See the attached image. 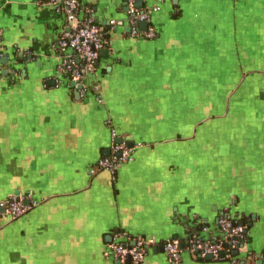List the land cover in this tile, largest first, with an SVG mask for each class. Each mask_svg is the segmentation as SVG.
<instances>
[{
  "label": "crops",
  "instance_id": "obj_1",
  "mask_svg": "<svg viewBox=\"0 0 264 264\" xmlns=\"http://www.w3.org/2000/svg\"><path fill=\"white\" fill-rule=\"evenodd\" d=\"M128 2L78 0L106 44L76 84L55 82L62 6L0 0V202L32 204L0 213V264H118L114 231L215 242L224 215L246 227L238 255L176 264H264V0H134L159 7L151 40L130 35ZM110 128L133 160L91 176ZM143 264L170 263L151 249Z\"/></svg>",
  "mask_w": 264,
  "mask_h": 264
},
{
  "label": "built area",
  "instance_id": "obj_2",
  "mask_svg": "<svg viewBox=\"0 0 264 264\" xmlns=\"http://www.w3.org/2000/svg\"><path fill=\"white\" fill-rule=\"evenodd\" d=\"M161 0H159L160 2ZM54 3L62 6L64 11L66 28L62 31L57 43V51L61 55L56 71L57 82L60 78L69 81L81 82L86 77L92 75L96 70L97 62L106 40L101 27L91 16L79 18L78 0H54ZM159 10L157 5L145 11L138 9L134 5V0H129L127 10V21L130 27V35L142 40H151L156 33L150 24V17ZM147 24L144 31L138 29V24ZM1 37V36H0ZM84 89L80 91V97ZM115 129L110 128V147L108 155L98 158L89 168V175H96L99 172H107L114 177L116 172L133 160L134 147H130L124 138L120 142ZM32 204L25 203L21 197L11 196L7 200L0 202V209H4V214L12 219L19 218L26 214ZM217 227L222 232L221 241L235 248L237 251L244 246L246 241V227L230 215L218 218ZM154 247H162V252L170 264H176L181 260L183 254L194 257L205 258L211 255L213 258L223 256L224 247L222 242H209L194 236L186 243H181L177 239H169L158 242L152 237L126 238L122 232L114 231L110 235V242L107 244L105 255L113 259L118 264H143L146 253ZM230 258V255H227Z\"/></svg>",
  "mask_w": 264,
  "mask_h": 264
},
{
  "label": "water",
  "instance_id": "obj_3",
  "mask_svg": "<svg viewBox=\"0 0 264 264\" xmlns=\"http://www.w3.org/2000/svg\"><path fill=\"white\" fill-rule=\"evenodd\" d=\"M140 3V2H139ZM139 26H140V30H145V28H146V26H147V24L145 23V22H140L139 23ZM78 82H76V84H77ZM72 85V84H71ZM120 138H117L116 140H115V142H117V143H119L120 142ZM130 147H132V144H128ZM106 155H108V151L107 152H104L103 153V156H106ZM19 194V192H15V196H17ZM25 203H27L26 201H25ZM0 213L1 214H4V209L2 208V209H0ZM246 226H249V225H246ZM197 230L196 229H194V232H196ZM188 238L190 239L191 238V234H189V236H188ZM108 241L107 242H110V236H108ZM152 251L153 252H162V247H154V248H152ZM238 253L235 251L234 253H233V255H237ZM223 258V256L220 254L219 256H218V259H222ZM205 259L206 260H212L213 259V257L211 256V255H207L206 257H205ZM257 264H262L259 260H258V262H257Z\"/></svg>",
  "mask_w": 264,
  "mask_h": 264
},
{
  "label": "trees",
  "instance_id": "obj_4",
  "mask_svg": "<svg viewBox=\"0 0 264 264\" xmlns=\"http://www.w3.org/2000/svg\"><path fill=\"white\" fill-rule=\"evenodd\" d=\"M104 39H105V36H104ZM239 222V221H238ZM199 237V236H198ZM200 239H201V237H199ZM222 242V246L224 247V251H223V258L222 259H230V258H228V256L227 255H230V257L231 256H233V257H235V256H237V255H233V253H234V249H236L237 247H239L240 246V244L241 243H238V244H236V246H235V248H232L229 244H224V242L223 241H221V240H217V241H215V243H217V242ZM237 252V251H236ZM238 253V252H237Z\"/></svg>",
  "mask_w": 264,
  "mask_h": 264
},
{
  "label": "rangeland",
  "instance_id": "obj_5",
  "mask_svg": "<svg viewBox=\"0 0 264 264\" xmlns=\"http://www.w3.org/2000/svg\"><path fill=\"white\" fill-rule=\"evenodd\" d=\"M211 69H213L212 67H211ZM203 75H205V74H203ZM200 88H201V85H199L198 84V93H199V91H200ZM201 89H203V88H201ZM203 91H204V89H203ZM209 95L210 96H213V93L210 91L209 92ZM203 98H199V101H203L202 100ZM210 101H212L213 99L212 98H210L209 99ZM211 112L212 111V109H210V110H208V112ZM195 117H193V118H195V119H200L201 117H200V115H194ZM229 119L227 120V121H229V122H240V120H239V118H241V116L239 115V114H234V115H232V116H229L228 117Z\"/></svg>",
  "mask_w": 264,
  "mask_h": 264
}]
</instances>
